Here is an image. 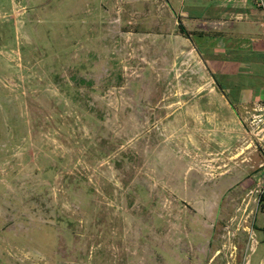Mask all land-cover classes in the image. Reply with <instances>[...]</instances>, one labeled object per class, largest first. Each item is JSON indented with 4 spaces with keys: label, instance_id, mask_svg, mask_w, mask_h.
Returning <instances> with one entry per match:
<instances>
[{
    "label": "rangeland",
    "instance_id": "rangeland-1",
    "mask_svg": "<svg viewBox=\"0 0 264 264\" xmlns=\"http://www.w3.org/2000/svg\"><path fill=\"white\" fill-rule=\"evenodd\" d=\"M262 1L0 0V264H264Z\"/></svg>",
    "mask_w": 264,
    "mask_h": 264
},
{
    "label": "crops",
    "instance_id": "crops-1",
    "mask_svg": "<svg viewBox=\"0 0 264 264\" xmlns=\"http://www.w3.org/2000/svg\"><path fill=\"white\" fill-rule=\"evenodd\" d=\"M223 1H225V0H223ZM230 1H232L233 3H234V5H236V3H240V1H242V0H230ZM244 1V0H243ZM262 3H263V1H262ZM261 5V4H260ZM264 5V4H263ZM229 7V6H228ZM233 10H232V13L233 14H236V10L234 9V8H232ZM237 9V8H236ZM240 9V8H239ZM229 11V10H228ZM243 14H241V15H243L245 18H242V22H244V21H246V22H249L253 27H255V28H258V29H260L259 27H258V24H257V22L255 21V19H256V13H254V12H252L249 8H245V9H243ZM245 11H248V14L247 13H245ZM245 13V14H244ZM258 15V14H257ZM221 20V19H220ZM238 20V19H237ZM240 20V19H239ZM238 20V21H239ZM258 20H259V18H258ZM233 21V20H232ZM218 23H221V21H218ZM219 25V24H218ZM256 41H258V40H255L254 42H255V44H256ZM248 45V44H247ZM254 58V57H253ZM255 60V59H254ZM257 64L259 65V66H264V62L263 63H261V60H259V61H257ZM253 65V64H252Z\"/></svg>",
    "mask_w": 264,
    "mask_h": 264
},
{
    "label": "trees",
    "instance_id": "trees-1",
    "mask_svg": "<svg viewBox=\"0 0 264 264\" xmlns=\"http://www.w3.org/2000/svg\"><path fill=\"white\" fill-rule=\"evenodd\" d=\"M181 30H182L183 33H186V30H185V28L183 26H181Z\"/></svg>",
    "mask_w": 264,
    "mask_h": 264
},
{
    "label": "built area",
    "instance_id": "built-area-1",
    "mask_svg": "<svg viewBox=\"0 0 264 264\" xmlns=\"http://www.w3.org/2000/svg\"><path fill=\"white\" fill-rule=\"evenodd\" d=\"M262 5H263V3H262Z\"/></svg>",
    "mask_w": 264,
    "mask_h": 264
}]
</instances>
